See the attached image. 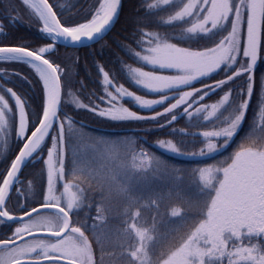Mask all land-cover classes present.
<instances>
[{"label":"trees","instance_id":"obj_1","mask_svg":"<svg viewBox=\"0 0 264 264\" xmlns=\"http://www.w3.org/2000/svg\"><path fill=\"white\" fill-rule=\"evenodd\" d=\"M49 2L62 23L84 22L90 19L93 10L98 7V0H49ZM162 8H159L156 0H122L118 19L103 39L82 48H67L58 44L55 51L47 56L48 59L59 64L65 74L61 76L64 101L59 114L61 123L64 124L63 120L67 119L73 126H79V130L86 131L89 136V133L101 137L108 135L110 142L117 139L122 142L121 139L124 138L130 140V145L123 149L122 153L107 159L109 163L114 164L113 167L109 168L111 165L108 167L106 164L104 166L106 168L102 171L104 168L102 167L99 173L96 167H86L85 163H89L90 159L71 156L69 148L72 146V138L67 136L66 131L64 132L66 146L64 168L67 167L69 172L76 174L75 178L65 174L64 179L70 187L77 189L78 196L83 200V204L80 206L78 203L77 209L71 213L73 224L81 227L90 237L94 256L101 257L100 263L141 264L140 260L130 255L140 247L136 232L131 228L132 224L144 231L148 237L144 241L146 255L142 257L143 264H158L162 258L165 259L176 251L203 219V211L212 195V189L203 182L200 170L224 166L226 161L230 162L229 157L239 150L241 144L252 142L259 144L261 141L259 136L264 135V132H261L264 128V114L261 111V114H258L260 105H264L263 101L255 106L253 116L250 118L248 117L250 106L248 107L243 123L227 147L204 157H192L186 154L200 151L206 138H201L202 133L219 131L221 127L227 125L224 117L228 114H221L220 117L209 122V125L206 126L204 123L203 127L204 120L201 113L192 120L184 116L181 120L164 127L171 116L180 112L184 105L174 109L172 113L160 116L155 121H117L105 119L89 110L93 105L99 106L97 111L109 107L107 101L111 97L104 94L105 88L108 93L114 92L129 111L143 116H153L163 112L164 108L170 107L179 98L176 90L147 94L139 84L134 83V79L129 77L134 69H148L144 61L139 58L148 53V49L155 45L157 39L162 38L181 46L186 45L181 39L184 30L176 26V23H167L172 15L167 13V9L161 10ZM8 17L16 19L10 21ZM0 26L3 28L0 32V46L24 45L35 50L53 41L41 30L43 21L38 14L30 7H26L21 0H0ZM245 62L242 60L239 64ZM101 70L109 73L111 85L103 84ZM236 70L208 81L204 80L202 83L223 79ZM257 73H260V69L250 73L254 85ZM246 80L247 74L235 78L222 88L215 89L210 95L203 97L200 104L189 112L204 103L220 99L229 89L236 93L246 88ZM6 88H11L21 96V99L37 103L41 113V105L44 101L42 82L30 65L0 61V95H4L9 104L14 103L4 91ZM124 88L135 96L147 100L160 99L167 94L172 96L162 105H155L150 109L141 108L131 97L123 96L121 90ZM71 94L78 101L76 106ZM263 94L264 88L260 87L259 97H264ZM197 95L201 96V93ZM112 104L117 105L113 100ZM80 105H87V108L79 107ZM7 118L11 131L9 133L5 130L8 139L0 145V181L5 176L17 150L12 143L16 134V122L9 114ZM78 121H84L93 127L81 126ZM198 122H201V125L195 126L194 124ZM110 129L131 131L119 133ZM176 129L181 131H174ZM181 132L186 134L182 135ZM55 135L56 132L51 130L46 141L37 151L38 154L27 163L24 174L30 180L29 187L32 184L33 187L34 184L40 188L46 186L47 151L51 149L50 137ZM169 138H174L179 148L182 146L185 148L181 151L185 153L184 155H172L159 148V142ZM84 140L85 137L82 138L83 143ZM218 142L223 144L222 139ZM115 143L119 144L118 141ZM79 145L83 146L82 143ZM93 157H95L94 153ZM146 159L150 160V167L143 163ZM30 190L32 189L21 191L25 207L30 203ZM174 212L178 215H173ZM136 213L139 215H135ZM98 216L100 219H97ZM17 225L14 222L0 220V241L9 239ZM252 242H259L264 246V239L253 238L249 243Z\"/></svg>","mask_w":264,"mask_h":264},{"label":"snow or ice","instance_id":"obj_2","mask_svg":"<svg viewBox=\"0 0 264 264\" xmlns=\"http://www.w3.org/2000/svg\"><path fill=\"white\" fill-rule=\"evenodd\" d=\"M26 6L34 10L43 21L42 31L48 34L53 41L63 39L69 45H82L85 40L93 41L97 37L103 38V35L114 26L118 19L119 7L121 0H98V7L93 10L90 19L70 23L57 16L53 10V5L48 0H40L39 3H33L32 0H21ZM170 0H163L165 5ZM207 6V7H206ZM154 7V6H153ZM206 12L202 20L193 23L186 29L187 39L205 38L210 39L222 31H227L225 24L230 27L226 36L220 39L219 43L210 49L202 51L191 50L189 48L177 47L175 44L161 41L155 47L149 49L150 55L140 57L146 65H150L158 70H173L177 75H156L154 72L140 71L138 79L134 83L146 88L149 92H166L173 89H180L183 86H189L193 82L206 78L212 73L224 69H231L237 63V57L246 61L239 64L238 70L232 75H227L225 80H220L213 85H205V89H196L203 91V96L210 95L215 89L222 88L225 84L233 81L235 78L247 74L246 88L233 94L229 89L223 95L219 104L211 105V110L204 117L205 120L217 117V113L225 105L231 108V112L224 117L227 126L222 127L219 131L202 133L203 137L208 138L206 149H201L193 155L211 156L214 152L219 151L217 144L213 143L214 139H222L221 147H227L233 136L243 123L246 110L249 107L254 92L253 71L258 59V49L260 46V26L264 24V0H188L181 10L174 16L170 17L167 23L184 21L186 18L199 15ZM247 13V15H245ZM232 17V19H230ZM10 21L16 18L8 17ZM67 25V26H66ZM3 31L0 26V32ZM242 33L243 47L241 41L237 39L238 34ZM181 39H184L183 37ZM184 39V42H187ZM54 46H40L32 50L28 46H0V61L7 63H24L30 65L38 74L42 82V91L44 101L41 105L42 119L37 118L38 126H33L31 136L27 142L23 143L22 149L10 164V170L6 171L2 178L0 186V220H16L23 222L24 217L31 219L33 214H39L44 210H52L57 213L55 224L57 231L51 233V237L56 243L49 246V250L56 258L49 256L45 252L44 260L47 264H63L65 256L70 258V264H92L90 245L85 240L82 244L73 242L70 249L64 250V238L68 233L79 234L84 236L81 227H74L71 213L77 208V197L70 191V185L64 184V192L68 195V203L61 207L53 187L52 175L56 171L60 174L64 172V162L66 146L64 143V124L59 119V109L64 101L62 100L61 76L65 75L61 66L46 58L47 53L52 52ZM99 70V65H97ZM17 75V73H12ZM104 85H111L109 73L101 70ZM25 79L24 77H21ZM261 88H264V81L261 82ZM4 91L14 101L16 112L12 113V108L8 107V100L4 95H0V103L8 112L12 113L13 120L18 125L16 132L17 139L24 140L29 130L30 110L26 113V105L30 100L21 99L11 88ZM67 94V89H65ZM104 94L111 97V93L104 89ZM124 96L131 97L139 104L141 108H152L154 105H162L170 97L163 95L160 99L144 100L135 96L131 92H124ZM192 91H185L172 103L170 107L164 108L163 112H158L153 116L137 115L127 108H117L112 104L115 97H111L107 103L109 107L97 111L98 105H93L91 110L94 114L105 119L123 121V120H157L160 116L172 113L181 105L186 104L188 98L192 97ZM230 97L232 98L230 100ZM100 99V97H97ZM203 99V97H201ZM264 99V98H262ZM79 107L87 108V105ZM191 104L184 109L188 116L192 113L188 111ZM197 112L207 111V106L196 109ZM264 114V107L261 109ZM177 119L172 115L167 127ZM0 121H5L4 109H0ZM6 123V121H5ZM55 125V128H54ZM49 130H54L56 135L50 137L51 149L47 151V196L44 198L39 208L24 209V217L12 216L4 210L6 200L9 198V191L17 183L19 173L25 162L38 154L41 144L45 137L49 136ZM176 132L181 130L176 129ZM182 135L186 133H182ZM159 147L165 151L175 152L178 155H184L172 142H159ZM145 155V154H142ZM230 162H225L224 166L216 168H203L200 170V176L203 182L212 189V195L203 211V219L198 222L194 230L187 235L181 246L173 251L163 264H214V262H223L227 257V264H264V246L255 244L245 246L243 241L249 242L253 238L264 239V143L241 144L239 150L235 151L229 157ZM59 164V168L56 164ZM143 163L151 166L150 160ZM173 215H178L174 212ZM135 215H139L136 213ZM97 219H100L98 216ZM51 225L53 221L47 220ZM135 230L140 242V247L130 253V255L143 264L142 257L146 255L144 250V241L148 239L144 231H141L135 224L131 225ZM31 231L30 225L24 224L23 227L16 228L13 236L7 240L0 241V245L5 247L14 246L16 240L23 239L25 234ZM231 244V250H229ZM45 247L43 242L37 243L28 248H21L18 251L13 247L17 255L22 256L26 253H35L37 248ZM235 258V259H234ZM0 264H4L0 260ZM14 264H21L20 259H15ZM29 264H43L41 260L29 261ZM159 264V262H158Z\"/></svg>","mask_w":264,"mask_h":264},{"label":"rangeland","instance_id":"obj_3","mask_svg":"<svg viewBox=\"0 0 264 264\" xmlns=\"http://www.w3.org/2000/svg\"><path fill=\"white\" fill-rule=\"evenodd\" d=\"M159 4V8H162L161 10H164V9H167V13L169 15H172L174 16L177 12H179L181 10V8L183 7V5L185 3L188 2V0H170L169 4L165 5L163 3V0H156ZM207 7V6H206ZM206 15V12H203V13H200L199 15H194L193 17H189V18H186L184 21H179V22H172V23H176V26H179V28L181 30H184L183 31V34H182V37L184 39H187L188 37V34L186 32V29L191 27L193 23H197L199 21L202 20L203 16ZM245 15H247V13H245ZM171 16V17H172ZM230 19H232V17H230ZM170 24V23H169ZM225 28L227 29V31H222L220 32L218 35H215V36H212L210 39H205V38H193V39H187V42H186V45L185 46H181V45H178L177 43L173 42V41H168V40H165V39H157L155 41V45L154 46H151L149 49L153 48L156 46L157 43H160L161 41H166L168 43H172V44H175L177 47H183V48H189L191 50H198V51H202V50H205V49H210V48H213L215 47L220 39L223 38V36H226L228 34V31H230V27L228 26V24L226 23L225 24ZM184 39H182V41H184ZM238 40L241 41V47H243V41H242V33L241 34H238V37H237ZM148 49V50H149ZM151 53L148 51V53L146 55H150ZM261 55L264 56V36H263V43H262V53ZM262 59V58H261ZM243 59H241L239 56L237 57V63L234 64L232 66L231 69H224L222 67L221 70H218L214 73H212L210 76L206 77V78H203V79H200V80H197L195 82H193L191 85L189 86H183L181 87L180 89H173V90H176L178 91V95H182L183 92L187 91L190 87H192L193 85H196V83H199L201 84L204 80L208 81L212 78H217L219 76H223L224 74H227V73H230L231 71L233 70H236L239 66V62L242 61ZM263 60V59H262ZM261 60V65H260V73H257L256 76H255V85H254V92H253V96L251 98V101H250V111L248 112V117L250 118L251 116H253L252 112H254L255 110V106L259 103V102H264V97L260 98L259 97V88L261 87V82L264 81V78H263V74H264V61ZM145 63V62H144ZM146 64V63H145ZM148 67V69H139L140 71H149V72H154V74L156 75H177L179 73H177L176 71H173V70H158L150 65H146ZM129 77H131L132 79H134V81L136 79H138V73L135 71V69L129 74ZM140 86V85H139ZM256 86V88H255ZM141 88L143 89V91H145L147 94H148V90L146 88H143L141 86ZM121 91L124 92H128L127 89H122ZM120 91V93H122ZM170 91V90H169ZM233 92V91H232ZM111 97H115V99L113 100L117 105H114L115 107L117 108H120V107H123V108H126L122 102L120 101V99L118 97L115 96L114 92H111ZM150 94H156V93H159V92H149ZM235 94V93H233ZM169 97L172 96V94H167ZM264 95V94H263ZM124 96V95H123ZM71 97H72V100L76 106V104H78V101L77 99H75L73 97V94H71ZM195 98V97H194ZM223 96L220 98V99H217L215 101H212L210 103H204L202 105H200L199 108H201L202 106H207V111H203V112H197L196 110L192 111V116H188L186 115L187 119H191L195 116H198L200 115V113L203 115V120L204 122L202 123V127L204 125V123L207 125H209L210 123L209 122H212V120L214 118H209L208 120H205L204 117L208 114V111L211 110V105L213 104H219V101L222 100ZM232 98L230 97V100ZM144 100H147V99H144ZM167 102V100L165 101V103ZM155 106V105H154ZM264 105H260V108L258 110V114H261L260 111L262 109ZM8 107L9 108H12V111L13 113H15L17 110L16 108L14 107H11V104L8 103ZM107 108V107H105ZM0 109H4V113L8 114L10 112H8L7 109L4 108V105L2 103H0ZM30 110V115L28 116V120H29V125L30 123L32 122V120H34L36 123H37V118L39 116V118H41L40 116V107L37 103L31 101L30 104L26 105V108H25V111L26 113H28ZM231 112V108L228 107V105H225L223 108L220 109V111L217 113V117H220L221 114H225V115H229V113ZM31 119V120H30ZM62 121V120H61ZM60 121V122H61ZM64 121V128H65V131L67 133V136H69V138H72L71 139V143H72V146L69 148V150L71 151L70 154L71 156H75V157H81V158H87V159H90V162L89 163H85L86 167H92V168H95L96 167V171L100 173V169L102 167H104L106 164L108 165L109 168H112L113 167V163L111 164V162L109 163V160L107 159H111L110 157L111 156H114L118 153H122L123 152V149L127 148L130 144H129V141L130 140H127L126 138H124L123 140L121 139L122 142H120V139H117L115 141H118L119 144H116L115 141H109L110 138H108V135L105 137H101V135L97 136L95 134H90L87 135L88 133L84 130H79V126L75 127L73 126L72 123H70L67 119L66 120H63ZM217 121V120H216ZM2 122V121H0ZM202 122V121H201ZM201 122H198V123H195L194 125L196 126V124H198V126L201 125ZM227 125L223 126V127H226ZM72 127V128H71ZM222 128V127H221ZM220 128V129H221ZM219 129V130H220ZM261 132H264V128L261 130ZM85 137L86 140H84V142L86 143H83L82 141V138ZM261 140L259 143H264V135L262 136H259ZM204 139V137H201ZM202 141V140H201ZM219 139H214L212 142L217 144L219 150L222 149L223 147H221V144L218 142ZM165 143H168V142H172L173 144L176 145V147L182 151L183 149H185L183 146L179 148V145L174 141V138H169L167 140L164 141ZM208 139H204L203 141V147L202 149H206V146H207V143H208ZM79 143H82L83 146H80ZM220 144V145H219ZM92 148V149H90ZM161 150L165 151L164 149H162L161 147H159ZM167 153H170V154H173V155H178L177 153L175 152H171V151H165ZM199 151H194V152H190L186 155L188 156H200V155H193L192 153H197ZM93 153L95 155V157H93ZM200 157H204V156H200ZM69 158V157H68ZM84 161V159H83ZM104 161V162H102ZM91 162H94L91 163ZM8 167H10V164L8 165ZM56 167L59 168V164L57 163L56 164ZM85 167V166H83ZM85 167V168H86ZM106 167H104L102 169V171L105 169ZM47 172H48V165H47ZM67 175L68 177L72 176L75 178V175L76 174H72L71 172H69L67 170V167L66 169L64 168V172L63 174H60L56 171L53 172V175H52V180H53V187H54V190H55V195L57 196L59 202L63 201L64 199H68V195L67 193L64 192V188H63V185L64 184H67L65 179H64V175ZM78 178V177H76ZM85 178V177H84ZM46 180H47V176H46ZM82 181V179H81ZM28 189H32L30 190L31 193H30V207L28 206L27 208H31V205L32 204H35V203H38V202H43L44 198L47 196V182H46V186L45 187H42L40 188L39 186L38 187H29ZM70 189H72L73 191V194L76 195L77 197V202L80 204H83V200L82 198H80L78 196V191L76 188H72L70 187ZM19 191V190H18ZM18 191L16 190V188L14 189V191L12 192L11 194V200L9 201V206L7 204V209L9 212H13V213H21L24 212V204L22 202V205L20 204L18 206L17 204V199H18ZM55 217H56V213L54 215V213H51L49 211H45V212H40L38 215L37 214H34L32 215L31 219L29 220L28 218H26L25 220H23V222L20 223L19 225V228L20 227H23L24 224H28L30 225V228L31 230L33 231H49V232H55L57 227H56V224H55ZM51 219L53 221V223L51 225H49L47 223V220ZM87 241V243L90 245V250H91V256L93 258V245H92V242H91V239L90 237L84 233V236L83 237H80L79 234H73V233H68L65 235V238H64V250L67 251L70 249V246L73 242L75 243H83L84 241ZM40 242H43L44 246L43 248H37V250H39V256H43L45 255V252L48 253L49 256H52V257H55L54 254L49 250V246L51 244H54L56 243V240L54 238H52L51 236H45V235H37L33 238H31V240H27L26 242H23L22 245L20 244L19 246H14V248L18 251L19 249L21 248H28L30 246H33L37 243H40ZM244 245L245 246H252V245H255V244H259L262 246V244H260L259 242H252L250 244H248V240H244L243 241ZM229 250H231V244H230V247H229ZM30 253V252H29ZM13 255H17L16 252L13 251V248H11L10 250H8L5 254L1 255L0 256V260L2 259H10ZM30 255H33V256H36L37 254H34V253H30L28 254V256ZM32 257V256H31ZM65 258L67 259H70L69 257L65 256ZM64 258V259H65ZM95 258V256H94ZM92 259L93 263L95 264H109L108 262H101L99 261V258L101 257H96L95 259ZM163 259V258H162ZM160 261L159 264H163V260L167 259H163ZM235 259V258H234ZM6 260H4V264L7 262ZM96 260V261H95ZM101 260V259H100ZM9 261V260H8ZM95 261V262H94ZM207 258H206V264L207 263ZM215 264H221V262L217 261V263ZM222 264H227V257L224 258Z\"/></svg>","mask_w":264,"mask_h":264},{"label":"flooded vegetation","instance_id":"obj_4","mask_svg":"<svg viewBox=\"0 0 264 264\" xmlns=\"http://www.w3.org/2000/svg\"><path fill=\"white\" fill-rule=\"evenodd\" d=\"M11 107H13L14 108V103H11ZM12 113H13V111H12ZM12 113H8L9 114V116H12L13 117V115H12ZM31 120V119H30ZM5 121H6V123H5ZM5 121H2V122H0V145H2L3 144V142H5L7 139H8V137H6V135H5V130H7V131H9V133H10V131H11V127H10V125H9V121H8V118H7V114L5 113ZM33 126H35V121L34 120H32V122L30 123V125H29V130H28V132L26 133V137H25V139L22 141V140H20V139H17V135L15 134V137L13 136V140H12V143H13V145L15 146V147H17V150H16V152H15V154H14V157H15V155L17 154V152L19 151V149L21 148V146L23 145V143L25 142V140L27 139V137L29 136V134L31 133V131L33 130ZM89 126V125H88ZM91 126H93V125H91ZM9 127V128H8ZM17 127H18V125L17 124H15V132H17ZM25 170V168L23 169V171H22V173H21V175L19 176V179H18V181H17V183H16V186H15V188H16V190L18 191V190H20V191H18V199H17V204H18V206L22 203V202H24L25 200L23 199V197H22V193H21V191H23V190H26V189H28L29 188V186H30V180H28V178L26 177V175L24 174V171ZM36 185L37 184H34V187H36ZM32 187H33V184L31 185ZM14 188V189H15ZM60 203V206L61 207H65L66 205H67V203H68V199H64L63 201H61V202H59ZM30 204V203H29ZM40 205V204H39ZM30 207V205H26V207ZM32 207H35V206H38V204L37 203H35V204H32L31 205ZM25 207V206H24ZM75 209H77V208H75ZM74 209V210H75ZM73 210V211H74ZM73 226V225H72ZM17 227H18V225H17ZM16 229V228H15ZM13 236V234L11 235V236H9V237H12ZM30 240H31V238H29ZM29 239H26V240H24V241H22L21 243H19V244H17V245H14V246H19L20 244L22 245V243L23 242H26L27 240H29ZM14 246H9V247H3V248H1L0 249V256L1 255H3V254H5L8 250H10L11 248H13ZM39 250H37L34 254H37L36 256H33V255H30V256H28V254H30V253H26L25 255H22V256H19V255H13L10 259H8V260H6V259H2L3 261L4 260H6L7 262L5 263V264H11V263H13L14 262V260L15 259H20V260H24V259H30V258H32V257H35V259H43L44 257L43 256H39L40 254H39ZM32 256V257H31ZM43 264H47V262H43ZM65 264V263H64ZM93 264H95V263H93Z\"/></svg>","mask_w":264,"mask_h":264},{"label":"water","instance_id":"obj_5","mask_svg":"<svg viewBox=\"0 0 264 264\" xmlns=\"http://www.w3.org/2000/svg\"><path fill=\"white\" fill-rule=\"evenodd\" d=\"M36 1V3H39L40 2V0H35ZM49 2V1H48ZM121 2H122V0H121ZM50 3V2H49ZM120 9H121V4H120V7H119V13H120ZM54 10V9H53ZM119 16V15H118ZM117 21V20H116ZM115 24V23H114ZM113 27V26H112ZM111 27V28H112ZM111 30V29H110ZM109 30V31H110ZM109 31H107L104 35H103V38L108 34V32ZM262 37H263V24H261V26H260V46H259V49H258V59H257V63L255 64V66H254V68H253V71H255V70H257V68H258V66H259V64H260V55H261V47H262ZM100 39H102V38H99V37H97V39L96 40H93V41H88V40H85L84 42H83V46L82 45H69V44H67L63 39H60V40H58V41H55L56 43L57 42H59V43H61V44H63V45H65L66 47H85V46H88V45H90V44H94V43H96L97 41H99ZM53 46H54V49H55V43H51ZM49 45V44H48ZM47 46V45H46ZM8 47H14V46H8ZM54 49H53V51H54ZM52 51V52H53ZM52 52H50V53H52ZM50 53H47V54H45L46 55V58H47V55L48 54H50ZM218 82V81H217ZM217 82H213V83H210V84H206V85H213V84H215V83H217ZM205 88V85H202V86H199V87H196V88H193V89H190L189 91H192L193 93H195L196 92V89H204ZM61 96H62V90H61ZM189 99V98H188ZM198 102L199 101H195V102H193V103H191V107L190 108H188V111L191 109V108H193L196 104H198ZM186 107H188V106H186ZM185 107V108H186ZM184 108V109H185ZM61 109V108H60ZM60 109H59V112H60ZM184 109L179 113V114H177L176 116H177V119L175 120V121H177L178 119H180L181 117H183L186 113H185V111H184ZM59 114V113H58ZM174 121V122H175ZM38 126V125H37ZM49 132H50V130H49ZM31 136V135H30ZM29 136V137H30ZM47 137V136H46ZM45 137V138H46ZM26 142H27V140H26ZM25 142V143H26ZM22 149V148H21ZM20 149V150H21ZM29 160V159H28ZM27 160V161H28ZM27 161L25 162V164L22 166V169H21V172H22V170L24 169V167H25V165H26V163H27ZM21 172L19 173V176H20V174H21ZM15 186V185H14ZM14 186H13V188H11L10 189V191H9V196H10V194L12 193V191H13V189H14ZM8 200V199H7ZM7 200H6V202H7ZM5 206H6V203H5V205H4V210H5ZM40 206H38V207H36V208H39ZM18 217H24V214H22V215H20V216H18ZM25 218H27V217H24V219ZM6 220V219H5ZM11 221H16V220H11ZM51 233L52 232H49V231H38V232H33V233H29V234H26V235H24V237H23V239H17L16 240V242H15V245L16 244H18L19 242H21V241H23V240H25V239H27V238H29V237H32V236H37V235H45V236H51ZM0 246H2V245H0ZM38 260V259H37ZM39 260H41L42 262H46L44 259H39ZM21 261V264H25V263H29V261H32V260H20ZM63 263H67V264H70V260H66V259H64L63 260ZM12 264H14V263H12Z\"/></svg>","mask_w":264,"mask_h":264},{"label":"bare ground","instance_id":"obj_6","mask_svg":"<svg viewBox=\"0 0 264 264\" xmlns=\"http://www.w3.org/2000/svg\"><path fill=\"white\" fill-rule=\"evenodd\" d=\"M32 2H33V3H36V1H35V0H32Z\"/></svg>","mask_w":264,"mask_h":264}]
</instances>
